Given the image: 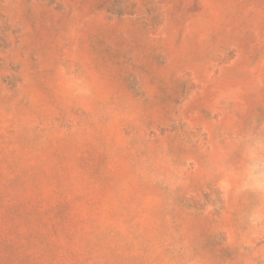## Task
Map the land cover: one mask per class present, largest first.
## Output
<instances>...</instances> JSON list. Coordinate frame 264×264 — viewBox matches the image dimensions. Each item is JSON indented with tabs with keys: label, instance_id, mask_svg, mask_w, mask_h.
Returning <instances> with one entry per match:
<instances>
[{
	"label": "rangeland",
	"instance_id": "374dc122",
	"mask_svg": "<svg viewBox=\"0 0 264 264\" xmlns=\"http://www.w3.org/2000/svg\"><path fill=\"white\" fill-rule=\"evenodd\" d=\"M0 264H264V0H0Z\"/></svg>",
	"mask_w": 264,
	"mask_h": 264
}]
</instances>
